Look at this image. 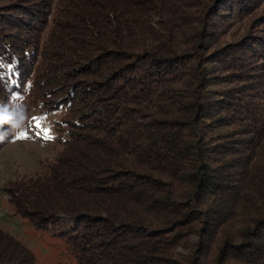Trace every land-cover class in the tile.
<instances>
[{
	"label": "trees",
	"instance_id": "1",
	"mask_svg": "<svg viewBox=\"0 0 264 264\" xmlns=\"http://www.w3.org/2000/svg\"><path fill=\"white\" fill-rule=\"evenodd\" d=\"M262 3L67 0L54 21L76 38L52 46L25 17L43 2L0 0V98L28 57L42 111L63 110L60 152L3 187L10 209L67 226L79 264H264V15L236 29ZM0 264L36 258L0 228Z\"/></svg>",
	"mask_w": 264,
	"mask_h": 264
},
{
	"label": "rangeland",
	"instance_id": "2",
	"mask_svg": "<svg viewBox=\"0 0 264 264\" xmlns=\"http://www.w3.org/2000/svg\"><path fill=\"white\" fill-rule=\"evenodd\" d=\"M44 3V9L50 14L43 15L41 12L36 14H27L25 17L31 21L37 19H45L44 31L38 34L41 43L47 45H57L60 43L70 42L76 38L75 34L69 32V28L65 27L67 19L66 15H62L59 21H54L60 15L59 8L66 5L67 0H36ZM254 12L248 16L244 21L238 23L236 26L237 34L247 33L253 30L260 18L264 15V3ZM262 20V19H260ZM241 25V27H240ZM262 26V25H261ZM16 27L13 31H16ZM26 36L34 38L37 34L32 30H25ZM38 33V32H37ZM71 34V36L69 35ZM36 34V35H34ZM69 35V36H68ZM233 39V36H228L222 39V42ZM24 70L21 74L11 70L6 74L10 78H16L19 81L24 80V76L32 80L33 77L26 75L30 67L29 58H24ZM31 80L22 86H15L11 95L6 99L0 98V104L15 103L20 101L26 107L28 120L26 121V128L21 133H26V139H19V135H12L10 141L0 149V228L15 235L21 239L24 244L31 249L36 258V264H79L75 255L67 248L65 237L61 234L62 229L67 226H61L58 229L54 228H38L27 218H24L19 213H15L10 209L9 198L3 187L17 178L31 176L39 172L47 171L48 164L55 160L56 155L60 152L59 141L57 137V130L55 122L62 118L63 110L52 109L47 112L42 111V100L39 96L41 90H36L32 86ZM17 81V80H12ZM18 81V82H19ZM20 84V83H19ZM44 103V102H43ZM40 118L39 123L42 129L50 130L52 139H44L43 132L36 127V120ZM66 220L68 218L64 217Z\"/></svg>",
	"mask_w": 264,
	"mask_h": 264
},
{
	"label": "clouds",
	"instance_id": "3",
	"mask_svg": "<svg viewBox=\"0 0 264 264\" xmlns=\"http://www.w3.org/2000/svg\"><path fill=\"white\" fill-rule=\"evenodd\" d=\"M27 120L26 107L22 102L0 104V143L6 142L8 136L19 135L23 132ZM4 125L10 126L6 132L3 128Z\"/></svg>",
	"mask_w": 264,
	"mask_h": 264
},
{
	"label": "snow or ice",
	"instance_id": "4",
	"mask_svg": "<svg viewBox=\"0 0 264 264\" xmlns=\"http://www.w3.org/2000/svg\"><path fill=\"white\" fill-rule=\"evenodd\" d=\"M36 120V127L37 129H40L43 132V138L44 139H52V136L50 135V130H45L42 129L41 124L39 123L40 118H34ZM19 139H26L27 134L26 133H21L20 136L18 137Z\"/></svg>",
	"mask_w": 264,
	"mask_h": 264
}]
</instances>
